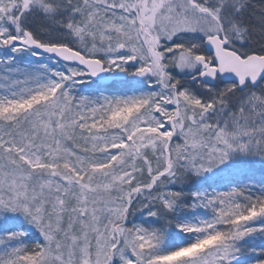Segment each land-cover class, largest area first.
Segmentation results:
<instances>
[{
	"label": "snow or ice",
	"instance_id": "1",
	"mask_svg": "<svg viewBox=\"0 0 264 264\" xmlns=\"http://www.w3.org/2000/svg\"><path fill=\"white\" fill-rule=\"evenodd\" d=\"M0 264H264V0H0Z\"/></svg>",
	"mask_w": 264,
	"mask_h": 264
}]
</instances>
